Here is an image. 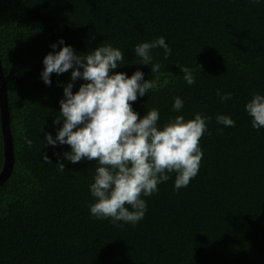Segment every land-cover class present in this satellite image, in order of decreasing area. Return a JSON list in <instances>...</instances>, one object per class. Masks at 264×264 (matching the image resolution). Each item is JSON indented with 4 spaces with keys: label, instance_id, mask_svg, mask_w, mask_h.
I'll return each instance as SVG.
<instances>
[{
    "label": "trees",
    "instance_id": "16d2710c",
    "mask_svg": "<svg viewBox=\"0 0 264 264\" xmlns=\"http://www.w3.org/2000/svg\"><path fill=\"white\" fill-rule=\"evenodd\" d=\"M161 36L172 54L165 60L163 49L153 50L164 67L152 75L150 66L137 65L132 49ZM59 38L82 55L111 44L129 63L114 71L167 78V88L132 103L140 117L156 108L161 125L177 115L211 118L210 134L200 140L198 175L174 191L171 174L157 193L144 197L148 210L135 226L91 218L89 185L99 165L65 161L68 145H44V133L55 136L61 127L53 121L70 81L71 70L52 74L51 85L40 77L43 57ZM0 64L14 155L0 185V264H264V128L253 129L244 109L253 93L264 95V4L0 0ZM177 66L188 68L196 83L187 85ZM217 89L232 99L221 102ZM177 96L184 107L173 112ZM218 114L231 116L236 126L217 124ZM23 136L32 140L31 148ZM3 150L0 121V173ZM57 162L64 172L56 170Z\"/></svg>",
    "mask_w": 264,
    "mask_h": 264
},
{
    "label": "clouds",
    "instance_id": "9594fccd",
    "mask_svg": "<svg viewBox=\"0 0 264 264\" xmlns=\"http://www.w3.org/2000/svg\"><path fill=\"white\" fill-rule=\"evenodd\" d=\"M250 3L261 5L264 0H250ZM57 43L61 45L58 51ZM57 43H53L50 46L53 51L43 57L40 77L45 85H51L52 74L71 70L70 81L63 87V99L58 102L59 116L53 121L61 127L55 131V136L44 133V145L53 148L68 145L70 151L63 153L65 161L73 164L95 161L99 165L89 185L94 198L88 205L91 218L110 220L117 226H135L148 210L144 197L157 193L160 184L172 179L171 174H175L174 191L186 188L198 175L204 155L200 140L209 133L211 118L200 113L194 114L192 119L177 115L161 125L156 108L140 117L132 103L149 91L167 88L171 83L167 78L146 80L141 70L131 76L114 71L129 63L124 51L111 44H102L82 55L66 45L63 38ZM157 48L163 49L165 60L172 54V48L162 36L138 43L132 49L140 60L137 65L150 66L152 75L160 73L164 67L154 58L153 50ZM177 67L187 85L196 83V77L188 68ZM77 80L84 83L73 92ZM215 95L221 102L232 99V93L222 89H217ZM183 107V99L174 97L172 111L180 112ZM244 109L253 129L264 128V95L253 93ZM216 123L223 127L236 126L231 116L223 114L216 116ZM217 131L222 133L223 128ZM23 140L32 147L31 139L23 136ZM43 161L52 164L47 155ZM55 168L65 171L62 162H57Z\"/></svg>",
    "mask_w": 264,
    "mask_h": 264
},
{
    "label": "water",
    "instance_id": "95a60500",
    "mask_svg": "<svg viewBox=\"0 0 264 264\" xmlns=\"http://www.w3.org/2000/svg\"><path fill=\"white\" fill-rule=\"evenodd\" d=\"M0 121H1V130L3 135V152H4V163L3 169L0 173V185L9 177L13 164H14V155L12 147V137L9 128L8 121V109H7V95L4 85V77L2 73V68L0 64Z\"/></svg>",
    "mask_w": 264,
    "mask_h": 264
}]
</instances>
